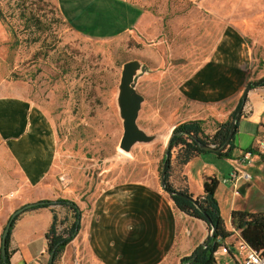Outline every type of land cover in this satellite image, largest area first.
Returning <instances> with one entry per match:
<instances>
[{"label": "crops", "instance_id": "1", "mask_svg": "<svg viewBox=\"0 0 264 264\" xmlns=\"http://www.w3.org/2000/svg\"><path fill=\"white\" fill-rule=\"evenodd\" d=\"M180 1L176 5L171 0H56V4L70 29L87 39L112 40L128 33L154 38L166 27L171 57L168 102H181L176 111L172 109L177 117L169 132L181 123L201 121L204 133L211 135L216 124L226 122L242 103L245 87L264 77V37L251 41L237 26L233 10L237 6L230 11L236 0ZM158 2L165 3L164 12L155 9ZM240 111L229 158L215 152L199 154L170 177L173 186L185 187L194 198L202 195L206 178H215V198L228 231L231 212H264V154L257 151L264 142V86L248 92ZM0 144L35 202L64 199L78 208V232L53 264H181L209 235L205 222L176 208L155 171L132 173L135 181L117 182L109 181L108 172H99V183L93 187L86 180L90 177L62 170L65 162L60 159L57 168L54 128L25 98L0 95ZM246 150H253L247 166L251 181L235 196L221 181L242 167L240 155ZM57 216L67 225L74 213L68 210ZM52 217L49 208L19 215L9 238L10 264L49 263L45 233ZM234 235L221 242L214 254L217 264H241L232 248Z\"/></svg>", "mask_w": 264, "mask_h": 264}, {"label": "rangeland", "instance_id": "2", "mask_svg": "<svg viewBox=\"0 0 264 264\" xmlns=\"http://www.w3.org/2000/svg\"><path fill=\"white\" fill-rule=\"evenodd\" d=\"M235 6L234 21L248 38L264 37V0H236L230 11ZM155 9L164 12L165 3L158 2ZM0 13V95L25 98L45 114L57 137L56 167L60 159L65 162L62 170L90 177L86 180L93 187L99 183V172H108L110 182L135 181L130 174L147 171L159 177L169 131L177 117L172 109L181 105L179 100L168 102L166 76L171 57L166 27L154 38L128 33L112 40H94L70 29L56 0H0ZM129 61L148 69L135 86L144 99L137 125L155 140L137 143L125 153L119 149L123 128L117 94L122 66ZM0 188L4 189L0 192L1 233L10 210L36 199L1 144ZM54 210L59 216L68 211L58 206Z\"/></svg>", "mask_w": 264, "mask_h": 264}, {"label": "trees", "instance_id": "3", "mask_svg": "<svg viewBox=\"0 0 264 264\" xmlns=\"http://www.w3.org/2000/svg\"><path fill=\"white\" fill-rule=\"evenodd\" d=\"M23 13L25 15V12ZM1 19L2 16L0 13V20ZM28 19H25V21ZM33 26L36 27V30L39 29V26H37L36 23H33ZM262 86H264V82H261L257 85V87ZM241 106L242 103L240 102L236 110L231 114L226 122L216 124L215 131L211 135H206L204 133L203 122L201 121H188L175 126L168 139V155L165 157L164 154L161 160V166L164 162L166 163L164 177L165 189L168 191H175L188 197L185 198L178 195L170 196L176 208L188 217L201 220L206 224L208 222L209 224H207V226L209 232L211 229H213L214 236L210 240L208 247L202 253L198 254L191 264H217L214 254L217 252L218 248H220L221 242L232 236L233 232H238L240 238L244 240L252 249L264 254V212H231L230 225L232 231H228L225 228L220 214V209L215 198V191L218 186V181L215 178H206L203 182L202 195L195 198L190 193H188L185 187L176 188L170 182V177L173 175L175 168L179 169L186 165L195 156L206 153L199 148L198 144L214 146L215 149L221 148L223 146L228 138L229 130L234 117L241 109ZM232 140L233 137L231 138L229 144L222 151L216 153L218 157H230V152L232 151ZM173 152L176 153L175 157H172ZM57 206L64 207L74 213L73 221H71V223L65 225V220L58 219V216L53 209ZM39 208H49L51 209L53 215L52 223L45 233L47 252L50 254V252L54 251L53 264L56 258L62 253L64 248L72 241L78 232L80 214L75 203L64 199H56L54 201H38L35 202V205L26 209L25 211ZM18 217L19 215L12 220L10 230L6 237L5 259L2 261L0 258V264H10L9 238L12 225ZM208 238L209 236L207 239ZM193 253L182 258L180 263L188 264Z\"/></svg>", "mask_w": 264, "mask_h": 264}, {"label": "water", "instance_id": "4", "mask_svg": "<svg viewBox=\"0 0 264 264\" xmlns=\"http://www.w3.org/2000/svg\"><path fill=\"white\" fill-rule=\"evenodd\" d=\"M146 72H148V69L145 66H142L138 61H129L122 66L121 77L118 86V94H117V107L119 110V116L122 120V128H123V134L119 143V149L121 151H124L125 153L129 152L130 149L137 143L148 144V143H152L155 140L154 136L147 135L137 125L138 113L140 111L141 104L144 99L140 94L136 92L135 86L138 78L146 74ZM261 82H264V77L255 82L248 84L245 87L242 96V103L246 101L248 92ZM240 116H241V111L239 110L236 116L234 117V120L230 127L228 138L221 148L215 149L214 146H206L203 144H198L199 148L204 152L218 153L222 151L229 144L231 138L233 137L235 126ZM168 151H169V145L167 142L166 150L164 153L165 157H167ZM165 168H166V163L164 162L161 166V171H160V184L162 189L170 196L178 195L181 197L188 198L175 191H168L165 189V181H164ZM33 205H35V203L26 204L16 209L9 216L2 231L1 240H0V258L2 261H4L5 259L6 237L10 230L12 220L16 216L24 212L26 209L31 208ZM207 224L209 223L207 222ZM208 236L209 238L205 240V242L193 253L190 262H188V264H191L195 260L196 256L202 253L208 247L210 240L214 236L213 229H211ZM53 258H54V251L50 252L49 254L48 264H52Z\"/></svg>", "mask_w": 264, "mask_h": 264}, {"label": "built area", "instance_id": "5", "mask_svg": "<svg viewBox=\"0 0 264 264\" xmlns=\"http://www.w3.org/2000/svg\"><path fill=\"white\" fill-rule=\"evenodd\" d=\"M257 151L264 154V142H260L257 146ZM253 156V150H246L240 155V163L242 167L234 168L228 177L222 179V184L230 185L233 191V195L239 194L241 186L248 184L251 181V174L247 170V166L251 163ZM13 195H10V198ZM234 241L232 248L234 254L241 264H264V254L252 249L244 240L239 236L238 232H234Z\"/></svg>", "mask_w": 264, "mask_h": 264}]
</instances>
